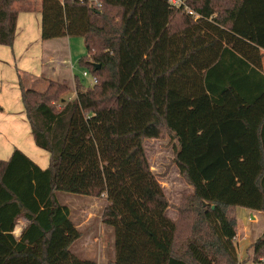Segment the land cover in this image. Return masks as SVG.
I'll use <instances>...</instances> for the list:
<instances>
[{
	"label": "trees",
	"instance_id": "16d2710c",
	"mask_svg": "<svg viewBox=\"0 0 264 264\" xmlns=\"http://www.w3.org/2000/svg\"><path fill=\"white\" fill-rule=\"evenodd\" d=\"M38 1L0 0V45ZM66 37L83 39L79 65L97 82L76 78L64 100L66 82L20 80L50 163L0 159V264H97L71 252L82 233L58 192L105 199L109 264H241L236 209L264 213V0H42V39ZM167 136L193 191L177 220L144 146ZM252 248L264 264V236Z\"/></svg>",
	"mask_w": 264,
	"mask_h": 264
},
{
	"label": "crops",
	"instance_id": "0c3cea01",
	"mask_svg": "<svg viewBox=\"0 0 264 264\" xmlns=\"http://www.w3.org/2000/svg\"><path fill=\"white\" fill-rule=\"evenodd\" d=\"M19 6L20 4H16L17 8ZM73 41L74 39L69 37L47 41L42 39V0L38 1L35 11L19 13L13 46L0 45L1 160H9L13 152L18 149L41 169L48 168L50 155L39 148L34 141L22 101L20 80L26 88L39 91L37 88L40 87L43 88L42 92L47 89L49 82L64 80H67L70 89L72 86L75 88V80L78 78L76 67L79 57L76 58ZM63 50L66 53L65 57H62ZM75 97L73 96L70 100L75 99ZM80 199H83L81 200L84 204L83 207L69 209L71 218L82 236L70 249L73 248L74 255L82 260L95 261L97 264H109L115 257L113 230L101 221L100 226L110 229L113 236L111 257L104 260L102 257L91 254L93 241L88 237L87 227L94 219L95 214L92 211V200L88 198L89 202L86 204L87 198ZM169 210L167 215L173 219L169 215ZM29 224V220L21 218L17 226L24 230L25 225Z\"/></svg>",
	"mask_w": 264,
	"mask_h": 264
},
{
	"label": "rangeland",
	"instance_id": "374dc122",
	"mask_svg": "<svg viewBox=\"0 0 264 264\" xmlns=\"http://www.w3.org/2000/svg\"><path fill=\"white\" fill-rule=\"evenodd\" d=\"M73 39V49L76 58L79 57L78 59L80 60L86 55L84 41L80 37H73ZM64 55H66V53L63 50L62 57H65ZM85 71L89 73L88 69L81 67L78 62L76 75L80 83L87 88L91 87V82L90 78L85 79L83 77ZM61 82H66L68 84L67 80ZM37 89L42 91L43 88L38 87ZM73 96L75 97L74 86H72L71 89L69 87V91L63 95V99L70 100ZM144 146L150 161L151 170L157 175L170 203L174 206V208H170L169 215L177 220L178 211L175 207L179 206L182 196L189 195L193 192L192 188L185 182L180 174L179 168L174 161L178 142L170 136H167L161 139H147ZM57 195L59 201L68 208L83 207L84 204L81 201L83 199L80 198H90L92 200V211L95 217L89 224V228L87 227L88 237L93 241V248L90 253L102 257L104 260L106 258L109 259L113 253V236L110 229L100 226L102 221L101 217L106 204L105 199L64 192H58ZM88 202L89 199L86 201V204H88ZM236 215L239 224L235 242L241 264H255L252 247L257 239L264 236V213L238 207L236 209ZM70 250L74 254V249L72 248Z\"/></svg>",
	"mask_w": 264,
	"mask_h": 264
},
{
	"label": "built area",
	"instance_id": "2783aa9c",
	"mask_svg": "<svg viewBox=\"0 0 264 264\" xmlns=\"http://www.w3.org/2000/svg\"><path fill=\"white\" fill-rule=\"evenodd\" d=\"M170 2L173 4V6L179 8V7H181V6L183 5L184 0H170ZM189 13H190V14H193L192 11H189ZM83 76H84L85 78H90V82H91L90 85H91V86L94 85V84L97 82L96 78L92 77L87 71H85V72L83 73Z\"/></svg>",
	"mask_w": 264,
	"mask_h": 264
},
{
	"label": "clouds",
	"instance_id": "9594fccd",
	"mask_svg": "<svg viewBox=\"0 0 264 264\" xmlns=\"http://www.w3.org/2000/svg\"><path fill=\"white\" fill-rule=\"evenodd\" d=\"M25 227H26V225H25ZM22 230H23V229H22L21 227L16 226V227L13 228L11 234H12L14 237L19 238V236L22 234Z\"/></svg>",
	"mask_w": 264,
	"mask_h": 264
}]
</instances>
